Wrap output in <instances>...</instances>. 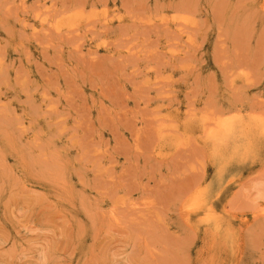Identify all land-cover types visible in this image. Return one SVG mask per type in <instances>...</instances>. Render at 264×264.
Returning <instances> with one entry per match:
<instances>
[{
  "label": "rangeland",
  "instance_id": "1",
  "mask_svg": "<svg viewBox=\"0 0 264 264\" xmlns=\"http://www.w3.org/2000/svg\"><path fill=\"white\" fill-rule=\"evenodd\" d=\"M0 264H264V0H0Z\"/></svg>",
  "mask_w": 264,
  "mask_h": 264
},
{
  "label": "bare ground",
  "instance_id": "2",
  "mask_svg": "<svg viewBox=\"0 0 264 264\" xmlns=\"http://www.w3.org/2000/svg\"><path fill=\"white\" fill-rule=\"evenodd\" d=\"M230 126H231V125H230ZM228 127H229V126H228ZM231 127H232V126H231ZM231 127L228 128L229 131H230V129H232ZM228 130H227V131H228ZM232 130H233V129H232ZM237 130H238V129H237ZM233 131H234V130H233ZM241 132H242V131H241ZM230 133H231V132H230ZM233 133H234V132H232L231 135H232ZM235 134H236V133H235ZM233 135H234V134H233ZM248 136H249V135H248ZM217 139H218V138H217ZM227 139H228V138H227ZM249 139H250V138H249ZM213 140H214V139H213ZM218 140H219V139H218ZM245 140H246V139H245ZM229 141H230V140H229ZM215 142H216V140H215ZM224 142H225V141H224ZM251 142H252V140H251ZM219 143H220V142H219ZM231 143H232V141H231ZM252 143H253V145H254V142H252ZM215 144H216V143H215ZM222 144H223V143H222ZM246 145H247V144H246ZM216 147H217V146H216ZM226 147L229 148V146H226ZM242 147H246V146L243 145V146H241V148H242ZM251 147H252V146H251ZM251 147H250V148H251ZM214 148H215V147H214ZM232 148L234 149L235 147H232ZM248 148H249V146H248ZM220 149H221V148H220ZM220 149H219V150H220ZM224 149H225V148H224ZM238 149H240V148H238ZM244 149H245V148H244ZM244 149H243V150H244ZM224 151H225V150H224ZM226 151H227V150H226ZM247 151H248V150H247ZM237 152H238V151H237ZM216 153H217V152H216ZM218 153H219V152H218ZM228 153H229V152H228ZM238 153H239V152H238ZM241 153H242V151H241ZM220 154H221V150H220ZM224 154H227V153H224ZM240 155H241V154H240ZM198 209H199V208H198ZM209 220H210V219H209ZM206 221H207V220H206ZM201 222H202V221H201ZM201 222H200V223H201ZM210 222H211V221H210ZM212 222H215V221H212ZM212 222H211V223H212ZM215 223H216V222H215ZM197 224H198V223H197ZM197 224H196V225H197ZM207 224H208V223H207ZM209 224H210V223H209ZM220 225H221V224H220ZM208 226H209V225H208ZM221 226H222V225H221ZM210 227H211V226H210ZM219 227H220V226H219ZM216 229H217V227H216ZM218 229H219V228H218Z\"/></svg>",
  "mask_w": 264,
  "mask_h": 264
}]
</instances>
